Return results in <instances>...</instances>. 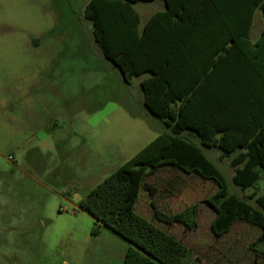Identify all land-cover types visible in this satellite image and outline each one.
<instances>
[{
    "label": "rangeland",
    "instance_id": "374dc122",
    "mask_svg": "<svg viewBox=\"0 0 264 264\" xmlns=\"http://www.w3.org/2000/svg\"><path fill=\"white\" fill-rule=\"evenodd\" d=\"M90 0H0V264H123L129 241L96 224L79 202L109 174L169 131L144 105L141 79L124 80L97 44L85 16ZM140 29L163 1H138ZM264 27L256 9L255 40ZM241 197L264 194V168L247 189L233 181L231 159L200 144ZM137 210L182 238L183 264L253 261L258 228L239 221L217 237L214 210L203 200L216 184L171 166L147 179ZM201 202L200 226L186 230L154 217ZM254 205L255 202L251 201ZM99 228L97 235L93 227ZM260 248H262L260 246ZM263 259V258H262Z\"/></svg>",
    "mask_w": 264,
    "mask_h": 264
},
{
    "label": "trees",
    "instance_id": "16d2710c",
    "mask_svg": "<svg viewBox=\"0 0 264 264\" xmlns=\"http://www.w3.org/2000/svg\"><path fill=\"white\" fill-rule=\"evenodd\" d=\"M138 1L90 0L85 16L104 56L125 81L141 79L144 105L169 131L109 174L79 202L99 226L113 230L130 245L123 264H183L185 241L136 211L147 179L163 166L211 180L216 190L207 196L215 212L211 230L220 237L238 221L261 229L249 245L264 259V194L232 193L221 170L200 144L230 157L233 181L242 189L260 178L264 168V27L253 41L256 9L264 15V0H162L140 29ZM251 201H254V205ZM154 217L186 230L200 226L201 202L166 213L153 204ZM99 233L93 227L92 234ZM260 246L262 248H260Z\"/></svg>",
    "mask_w": 264,
    "mask_h": 264
},
{
    "label": "crops",
    "instance_id": "0c3cea01",
    "mask_svg": "<svg viewBox=\"0 0 264 264\" xmlns=\"http://www.w3.org/2000/svg\"><path fill=\"white\" fill-rule=\"evenodd\" d=\"M162 1V0H161ZM163 7L164 8H162L161 10H163V9H165V3H164V1H163ZM159 11V10H158ZM259 37V36H258ZM257 37V38H258ZM252 38V37H251ZM256 38V39H257ZM255 39V40H256ZM253 40V39H252ZM255 40H253V41H255ZM1 105H5V100L2 98L1 99ZM0 122L1 123H4L3 122V120H0ZM143 189V188H142ZM141 193H142V190H141V192H140V196H141ZM139 199H140V197H139ZM139 199H138V201H139ZM137 201V202H138ZM137 202H136V205H135V208H136V211L138 212V213H140L138 210H137ZM158 209H160V208H158ZM161 211H163L162 209H160ZM165 212V211H164ZM200 212V211H199ZM140 214H142V213H140ZM143 215V214H142ZM143 216H145V215H143ZM146 217V216H145ZM148 218V217H147ZM148 219H150V218H148ZM151 220V219H150ZM239 222V221H238ZM238 222H236L234 225H233V227L238 223ZM250 224V223H249ZM174 225V224H173ZM252 225V224H251ZM253 226H255V225H253ZM233 227H232V229H233ZM257 228H258V233L256 234V237H255V239L259 236V234H260V232H261V229L258 227V226H256ZM165 229V228H164ZM232 229L229 231V232H227V233H225L224 235H226V234H228V233H230L231 231H232ZM167 230V229H166ZM169 231V230H168ZM224 235H222V236H224ZM222 236H220V237H222ZM229 264H264V259H262V257H258L257 255H256V253L254 252V256H253V261H250V262H248V263H246V262H244V263H240V262H236V263H229Z\"/></svg>",
    "mask_w": 264,
    "mask_h": 264
}]
</instances>
